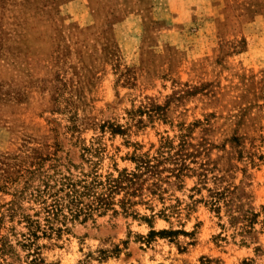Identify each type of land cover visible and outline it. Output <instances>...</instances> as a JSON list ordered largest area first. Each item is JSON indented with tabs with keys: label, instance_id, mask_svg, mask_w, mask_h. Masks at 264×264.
Instances as JSON below:
<instances>
[{
	"label": "rangeland",
	"instance_id": "rangeland-1",
	"mask_svg": "<svg viewBox=\"0 0 264 264\" xmlns=\"http://www.w3.org/2000/svg\"><path fill=\"white\" fill-rule=\"evenodd\" d=\"M0 264H264V0H0Z\"/></svg>",
	"mask_w": 264,
	"mask_h": 264
},
{
	"label": "trees",
	"instance_id": "trees-1",
	"mask_svg": "<svg viewBox=\"0 0 264 264\" xmlns=\"http://www.w3.org/2000/svg\"><path fill=\"white\" fill-rule=\"evenodd\" d=\"M141 174L138 173H126L122 171L119 173L118 177L113 180H108V182L102 185L101 193H95L92 188L91 183H80L79 185L64 183L67 188V192L63 199H65V205L60 203L59 199H55L52 207L49 211L53 216H58V213L62 211L63 207H66L72 218L79 216L80 214H89L96 208H110L113 204V195L118 194L121 190H130L129 195H135L143 189V180L140 181ZM98 185V184H95ZM88 200V204L85 203ZM122 208L125 209V205L130 203L129 198L122 199L119 201ZM95 204V207H93ZM48 210V208H45ZM29 222V221H28ZM34 235V234H32Z\"/></svg>",
	"mask_w": 264,
	"mask_h": 264
}]
</instances>
